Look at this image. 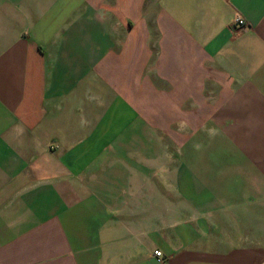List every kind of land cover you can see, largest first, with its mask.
Returning a JSON list of instances; mask_svg holds the SVG:
<instances>
[{"label": "crops", "instance_id": "1", "mask_svg": "<svg viewBox=\"0 0 264 264\" xmlns=\"http://www.w3.org/2000/svg\"><path fill=\"white\" fill-rule=\"evenodd\" d=\"M128 79L130 96L203 101L252 147L221 157L236 187L205 181L222 210L203 237L118 220L94 184L128 153ZM260 184L264 0H0V264H264Z\"/></svg>", "mask_w": 264, "mask_h": 264}, {"label": "rangeland", "instance_id": "2", "mask_svg": "<svg viewBox=\"0 0 264 264\" xmlns=\"http://www.w3.org/2000/svg\"><path fill=\"white\" fill-rule=\"evenodd\" d=\"M140 1L128 0V6L139 7ZM139 83L128 79V153L121 152L117 169L107 167L94 184L102 188L118 220L154 216L163 219L166 229L184 227L182 235L187 237L191 226L203 237L211 226L209 217L221 216L222 210L204 206L205 181L218 195L236 187L232 174L222 175L221 157L251 152L252 147L243 145L236 128L212 126L203 101L196 106L201 110L188 111L187 95L179 97L180 104L171 96H142L138 90L130 96V88ZM119 94L121 90L114 92ZM243 188L248 191L252 185Z\"/></svg>", "mask_w": 264, "mask_h": 264}, {"label": "built area", "instance_id": "3", "mask_svg": "<svg viewBox=\"0 0 264 264\" xmlns=\"http://www.w3.org/2000/svg\"><path fill=\"white\" fill-rule=\"evenodd\" d=\"M238 26H243L244 25V21L243 20H239L237 22ZM154 255L156 256V258L158 259L159 262H163V253L161 251H154Z\"/></svg>", "mask_w": 264, "mask_h": 264}]
</instances>
